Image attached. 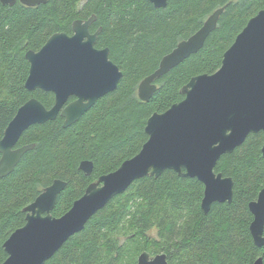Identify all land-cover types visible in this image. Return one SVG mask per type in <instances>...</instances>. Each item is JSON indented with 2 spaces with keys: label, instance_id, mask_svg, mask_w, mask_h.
Wrapping results in <instances>:
<instances>
[{
  "label": "trees",
  "instance_id": "trees-1",
  "mask_svg": "<svg viewBox=\"0 0 264 264\" xmlns=\"http://www.w3.org/2000/svg\"><path fill=\"white\" fill-rule=\"evenodd\" d=\"M224 5L217 28L203 47L158 78L153 96L141 100L140 81ZM263 8L264 0H168L165 7H155L149 0H48L37 6L0 1V139L30 98L53 106L52 92L26 88L30 70L26 52L39 50L55 32L72 34L74 20L96 16L90 27L92 32L101 27L96 46L108 47L122 71L117 88L73 124L64 127L59 115L31 125L21 135L17 146H35L10 174L0 177V264L8 256L4 242L26 223L24 208L43 188L57 178L66 181L52 214L66 213L91 182L141 150L153 113L182 100L181 89L193 76L221 67L225 51ZM263 143L262 131L250 133L220 157L215 171L233 178L231 202H213L205 213L201 208L205 187L196 177H183L172 169L158 177H142L97 211L45 264H120L128 244L139 238L151 250L138 248L129 264H137L143 251L166 253L169 264H253L260 256L264 263V246L255 244L250 231L254 217L249 208L264 187ZM83 160L93 162L90 176L79 169ZM151 228L158 230L159 238L149 242L146 232ZM121 236L127 237L125 242H120Z\"/></svg>",
  "mask_w": 264,
  "mask_h": 264
},
{
  "label": "water",
  "instance_id": "water-1",
  "mask_svg": "<svg viewBox=\"0 0 264 264\" xmlns=\"http://www.w3.org/2000/svg\"><path fill=\"white\" fill-rule=\"evenodd\" d=\"M4 5L17 1L37 6L48 0H0ZM155 7H165L168 0H149ZM226 5L215 9L191 36L181 40L165 54L158 68L138 85V96L148 101L157 89L156 80L198 52L208 35L217 28ZM96 19H76L72 34L53 33L37 51L28 50V90L52 92L55 102L47 108L32 97L21 105L0 139V177L10 174L22 156L35 143L17 146L33 124L63 117L68 127L86 113L95 102L117 88L122 77L119 66L110 58L108 47L98 48L101 31L90 26ZM181 93L184 98L164 112H155L147 120V141L133 157L114 171L91 182L84 194L62 216L52 214L58 195L66 181L55 179L43 188L24 210L26 223L4 242L7 258L1 264H45L87 221L123 193L137 179L160 176L172 169L183 177H196L204 184L202 210L207 213L213 202H231L234 180L217 173L215 167L223 154L241 145L250 133L264 134V8L251 17L225 51L221 67L213 73L193 76ZM70 97H75L68 102ZM264 155V143L262 146ZM79 169L87 176L93 162L83 160ZM253 214L250 231L257 246H264V187L257 199L249 203ZM137 264H169L166 253L151 255L143 251ZM253 264H264L258 257Z\"/></svg>",
  "mask_w": 264,
  "mask_h": 264
},
{
  "label": "rangeland",
  "instance_id": "rangeland-1",
  "mask_svg": "<svg viewBox=\"0 0 264 264\" xmlns=\"http://www.w3.org/2000/svg\"><path fill=\"white\" fill-rule=\"evenodd\" d=\"M146 234H147V237H149L148 238V241L149 242H151V240L153 239V238H159V236H158V230L156 229V228H151V229H149L147 232H146ZM126 238L127 237H125V236H121V240H120V242H125L126 241ZM129 242H127V244H128ZM146 245H148L149 246V244L145 241V239H143V238H139L138 240H136L134 243H129L128 244V252H126V255H125V257L122 259V261L120 262V264H129L130 262H132L133 261V259H134V254L136 253V250L138 249V248H140V247H148V246H146ZM150 247V246H149ZM148 247V248H149ZM150 249V248H149ZM151 250V249H150Z\"/></svg>",
  "mask_w": 264,
  "mask_h": 264
},
{
  "label": "flooded vegetation",
  "instance_id": "flooded-vegetation-1",
  "mask_svg": "<svg viewBox=\"0 0 264 264\" xmlns=\"http://www.w3.org/2000/svg\"><path fill=\"white\" fill-rule=\"evenodd\" d=\"M95 20H96V19H95ZM95 20H94V22H95ZM94 22H93V23H94ZM93 23H92V24H93ZM92 24H91V25H92ZM90 27H91V26H90ZM90 31H91V30H90ZM91 32H92V31H91ZM94 32H95V31H94ZM70 98H73V99L70 100ZM70 98H69L68 102H71V101H73V100L75 99V97H70Z\"/></svg>",
  "mask_w": 264,
  "mask_h": 264
}]
</instances>
